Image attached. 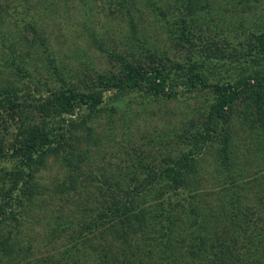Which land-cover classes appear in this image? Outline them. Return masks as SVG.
Wrapping results in <instances>:
<instances>
[{"label": "trees", "instance_id": "obj_1", "mask_svg": "<svg viewBox=\"0 0 264 264\" xmlns=\"http://www.w3.org/2000/svg\"><path fill=\"white\" fill-rule=\"evenodd\" d=\"M3 1L0 0V6ZM176 1L184 2L177 3V6L186 8L189 12V3H195V0ZM151 2L152 10L163 24L172 29L178 26L179 38L194 43L198 30H194L189 22L179 21L184 20L180 17L185 18L186 11L168 21L164 17L165 11H158L159 5L152 0ZM250 2L240 0L239 3L249 5ZM162 15L165 19L159 18ZM24 30V36L31 37L35 43L38 39L36 29L29 26ZM2 33L0 25V35ZM258 38L261 48L255 47V43L251 48L245 46L238 58V52H235L230 64L222 57L226 56V46L222 43L226 40L224 36L222 40L211 44L202 56L193 54L190 57L193 62L189 73L180 83L172 78L178 73L173 71L176 68L169 71L167 65L156 59L155 55L149 56L150 61L146 64L134 53L118 56L110 54L119 65L118 71L100 74L88 91L71 87L60 91L48 89L41 80L43 73L41 78L31 77L26 69L28 66L25 65L23 53H18L14 46H9L6 51L12 61L9 63L13 67L17 65L23 72L20 76L22 80L33 78V83L38 86L33 91L17 86L0 88V264H90L86 259L88 256H92L96 264L264 263V207L261 206L263 211L250 208L241 197V186L242 190H246L247 184H237L244 177V172L233 162L234 146L231 141L234 129L232 122L239 108L246 111V118L256 117L249 130L254 131L259 124L264 125V68L240 73L234 81L225 83H209L204 72L208 69L211 76L216 74L211 71L215 70V65H220L216 72L224 74L230 72L233 64L237 68L255 64L260 66L264 63V35ZM38 40L41 46L46 47L42 40ZM26 42H30V39ZM44 52L55 66L54 73L60 75L56 65L57 58L51 55L53 53L48 48ZM41 66L44 67L43 64ZM243 71H248V68ZM199 90H211L215 96L208 110L205 131L200 135L196 134L195 139L204 141V146L209 140L213 142L216 137L222 138L217 144V160L221 163L217 168L226 177L225 180L228 179L227 191L230 195L220 200L222 215L229 221L220 227L221 232L220 229H215L211 233L212 219L206 215L201 218V214L196 213L195 196L189 192V182H194L192 176L196 172L193 166L199 156L193 155L191 159L186 156L160 174H157L154 162L140 158L132 161L136 168L129 174L130 179L128 176L105 175L102 171L91 173L88 178L78 172L82 169L80 163L75 164V157L86 156L77 148L80 140L78 132L86 131L87 142L90 143L93 133L89 123L96 110L111 105L116 113L118 102L130 92L147 95V98L154 96L156 99H174L180 94ZM34 96L41 98L33 100ZM31 100L33 103H30ZM239 114L242 116V113ZM256 122L259 124H255ZM9 133H13L12 141ZM257 140L255 148L257 156L262 159L259 163L262 164L264 138ZM52 156L60 157L65 165L74 170V174L57 175L55 184L46 185L38 173ZM162 176L172 179L169 185L174 189L183 187L189 192L184 196V201L189 199L190 204L189 244L174 237L178 219L172 213L177 208L172 196L180 194L158 191L153 197L154 206L145 204L147 201L141 202L146 200L143 195L150 196L151 190L157 188L156 182ZM84 181L91 182L90 187L93 186L101 194L97 206L87 204L79 197L72 204H67L66 198L79 196L80 189L88 187ZM258 191H262L261 186H258ZM42 195L45 198L41 197L42 202L38 203V198ZM86 197L91 199L92 195L88 194ZM263 200L264 192L260 202ZM69 205L73 206L79 219L63 215ZM165 215L167 219H162ZM9 225L17 228L14 239L12 234L2 236ZM19 226L23 227L24 234L18 229ZM158 227L159 231L155 229ZM141 233L142 236H138ZM66 237H69L70 244L61 248ZM18 238L24 245L17 243ZM36 249L42 255L33 262L30 256L37 254ZM184 249H188V256ZM256 253L257 256L260 254L259 259H254L253 254ZM119 256L123 257V262H118ZM5 257L9 260H5Z\"/></svg>", "mask_w": 264, "mask_h": 264}, {"label": "rangeland", "instance_id": "obj_2", "mask_svg": "<svg viewBox=\"0 0 264 264\" xmlns=\"http://www.w3.org/2000/svg\"><path fill=\"white\" fill-rule=\"evenodd\" d=\"M152 1L160 6L158 11L162 13L165 11L164 17L168 21L186 11L185 18L180 17L184 20L179 21L189 22L194 30H198L194 43L179 38L178 26L172 29L160 21L151 8V0H4L0 6V25L3 31V35H0V88L17 86L33 91L34 87L38 86L33 83V78L35 76L41 78L43 73L41 80L48 89L60 91L62 88L66 90L71 87L88 91L94 86L100 74L118 71L119 65L110 54L118 56L131 53L146 64L150 61L149 56L155 55L156 59L167 65L169 71L175 67L173 71L178 73L172 78L176 83H180L189 73L193 62L190 57L193 54L202 56L211 44L222 40L224 36L226 40L222 43L226 46V56L222 57L227 60L226 63H232L236 51L238 58L245 46L251 48L255 43V47L261 48L258 37L264 35V0H250L249 5H240V0H195V3H189L190 12L177 6V3H184L182 1ZM167 10L169 12H166ZM164 17L162 15L159 18L165 19ZM29 26L36 29L38 39L42 40L46 47L41 46L38 39L33 43L31 37L24 36L26 31L24 29H28ZM27 39H30V42H26ZM262 39L264 41V38ZM9 46H14L18 53H23L25 65L28 66L26 69L33 78L21 79L23 72L17 65L13 67L12 63H9L12 62L6 53ZM45 48L52 51L51 55L57 58L56 65L60 75L54 73L55 66L46 57ZM255 65L237 68L238 66L233 64L230 72L225 74L221 71L216 72L220 65H215V70L211 71L216 74L211 76L208 69L204 72L209 83H225L234 81L240 73H250L255 68H264V63L260 66ZM246 68L248 71H243ZM262 77L264 79V76ZM214 96L211 90L180 94L174 99H156L154 96L147 98V95L130 92L118 102L116 113L111 105L96 110L92 122L89 123L93 133L90 143L87 142L86 131L78 132L80 140L77 148L86 155L75 157V164L80 163L82 169L78 172L87 175L88 178L89 174L102 171L101 173L105 175L128 176L130 179L129 174L136 168L132 161L137 159L143 158L148 162H154L153 166L156 167L157 174H160L186 156L190 159L193 155L199 156L193 166L196 172L192 176L194 182H189L191 183L189 192L195 196L196 213L201 214V218L206 215L212 219L211 233H214L215 229H220L221 232L227 220L225 215H222L220 200L230 195L227 191L228 179L225 180L226 177L217 168V165L221 164L217 160V144L222 138L216 137V141L213 142L209 140L204 146V141L199 142L195 139L196 134L200 135L205 131L208 110L214 102ZM40 98L34 96L33 100ZM244 111L243 108H239L232 122L233 162L244 172V177L237 184L240 186L247 184L246 190H242L241 186L239 191L241 197L248 207L260 210L261 206L264 207V200L260 202L264 192V163H259L262 159L257 156L255 147L258 145L257 139L264 138V135H261L264 133V125L256 122L255 124H259L258 127L254 131L249 130L250 126L254 125L256 117L246 118ZM239 113H242V116ZM9 135L12 141L13 133ZM46 163L47 165L45 164L38 173L46 185L55 184L57 175L74 174V170L65 165L60 157L52 156ZM171 181L172 179L166 176L160 177L156 182L157 188L151 190L150 196L143 195L146 196V200L143 199L141 202L147 201L145 204L154 206L153 197L158 191L180 194L172 196L177 204L172 213L175 215L174 218L178 219L174 237L189 244L190 204L189 199L184 201V196L189 192L183 187L174 189L169 185ZM84 183L88 187L81 188L79 196H67V204H72L79 197L87 204L97 206L101 194L93 186L90 187L91 182ZM258 186H261L263 192L258 191ZM88 194L92 195L91 199L86 197ZM41 197L45 198V195L38 198V203L42 202ZM63 215L80 218L71 205ZM166 216L162 219H167ZM18 229L22 232L23 227L19 226ZM155 229L159 231V227ZM16 232L17 228L9 225L2 236L8 237L12 234L14 239ZM138 236H142V233ZM17 243L24 245L19 238ZM68 243L69 237L64 238L61 248L66 247ZM187 250L184 249V252L188 256ZM36 252V255L30 256L33 262L42 255L37 249ZM259 255L253 254L254 259H259L258 257H261ZM88 257L86 258L89 260L88 263L96 264L92 256ZM5 260L9 258L5 257ZM119 261L123 262L122 256L118 257Z\"/></svg>", "mask_w": 264, "mask_h": 264}]
</instances>
